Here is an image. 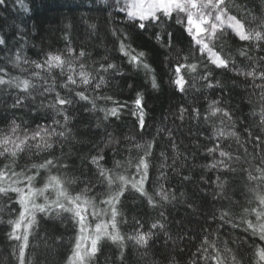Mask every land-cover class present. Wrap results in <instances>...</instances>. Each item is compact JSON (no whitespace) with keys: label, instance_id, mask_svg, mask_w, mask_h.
Returning a JSON list of instances; mask_svg holds the SVG:
<instances>
[{"label":"clouds","instance_id":"clouds-1","mask_svg":"<svg viewBox=\"0 0 264 264\" xmlns=\"http://www.w3.org/2000/svg\"><path fill=\"white\" fill-rule=\"evenodd\" d=\"M134 6L0 0V264H264V0Z\"/></svg>","mask_w":264,"mask_h":264},{"label":"snow or ice","instance_id":"snow-or-ice-1","mask_svg":"<svg viewBox=\"0 0 264 264\" xmlns=\"http://www.w3.org/2000/svg\"><path fill=\"white\" fill-rule=\"evenodd\" d=\"M182 5V0H135V6L132 9L133 15L138 16H148L152 15L157 8L170 11L173 6ZM205 20L196 19L193 15L189 14V29L192 32L193 38L197 40V43L202 47L207 49V45L204 41H200L199 37L204 34ZM232 28L236 31H240V26L238 23L229 22ZM213 28H216V25H213ZM51 59V58H50ZM58 60V57L55 58ZM136 59V57H132ZM217 62H220L217 60ZM179 70V69H177ZM177 84H182V80H178ZM60 104H63L64 101L60 100ZM136 104L139 105L140 101L137 100ZM48 188H58V180L56 177L50 178V183L46 186ZM18 193V203L20 204V214L17 221L14 224L15 229H19L22 226V223L25 220V217L30 214L34 209L39 208L40 210L45 209V205L36 204L35 200L38 195L43 194V189H36L31 184H28L26 188L23 189H14ZM73 208H78L79 205L76 201H72ZM77 215L80 219V235L77 237V241L74 244L73 251L68 257V264H83L85 259L86 251H95L97 241L100 237L107 232V224H96L95 225V235L91 234L88 224L86 223L83 213L78 212Z\"/></svg>","mask_w":264,"mask_h":264},{"label":"trees","instance_id":"trees-1","mask_svg":"<svg viewBox=\"0 0 264 264\" xmlns=\"http://www.w3.org/2000/svg\"><path fill=\"white\" fill-rule=\"evenodd\" d=\"M118 99H120L121 101H125L127 100L128 98L127 97H119ZM16 207H19V205H15Z\"/></svg>","mask_w":264,"mask_h":264}]
</instances>
